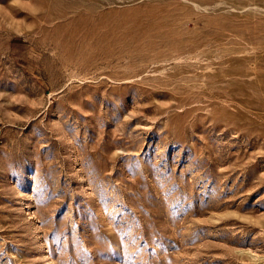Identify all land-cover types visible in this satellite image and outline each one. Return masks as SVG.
Listing matches in <instances>:
<instances>
[{"label": "rangeland", "instance_id": "1", "mask_svg": "<svg viewBox=\"0 0 264 264\" xmlns=\"http://www.w3.org/2000/svg\"><path fill=\"white\" fill-rule=\"evenodd\" d=\"M0 264H264V0H0Z\"/></svg>", "mask_w": 264, "mask_h": 264}, {"label": "bare ground", "instance_id": "2", "mask_svg": "<svg viewBox=\"0 0 264 264\" xmlns=\"http://www.w3.org/2000/svg\"><path fill=\"white\" fill-rule=\"evenodd\" d=\"M196 4H197V2H196ZM198 4L200 5V3H199V2H198ZM198 4H197V5H198ZM225 5H226V4H225ZM204 6H205V5H204ZM207 7H208V6H207ZM205 8H206V7H205Z\"/></svg>", "mask_w": 264, "mask_h": 264}]
</instances>
